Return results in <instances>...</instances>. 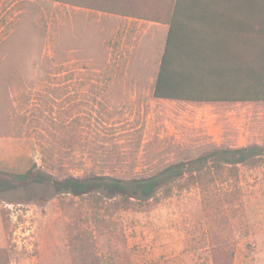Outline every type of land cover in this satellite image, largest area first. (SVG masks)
<instances>
[{"label": "rangeland", "instance_id": "rangeland-1", "mask_svg": "<svg viewBox=\"0 0 264 264\" xmlns=\"http://www.w3.org/2000/svg\"><path fill=\"white\" fill-rule=\"evenodd\" d=\"M150 1L102 5L163 19L166 10ZM123 15L0 0V170L129 179L178 161L199 167V157L218 149L264 148V102L155 98L162 30ZM263 160L237 164L236 176L213 184L174 186L169 196L113 208L98 229L85 223L87 201L51 183L2 192L0 264H73L77 228L99 264H264Z\"/></svg>", "mask_w": 264, "mask_h": 264}, {"label": "trees", "instance_id": "trees-1", "mask_svg": "<svg viewBox=\"0 0 264 264\" xmlns=\"http://www.w3.org/2000/svg\"><path fill=\"white\" fill-rule=\"evenodd\" d=\"M55 1L141 17L130 11L127 4L123 11L104 7L103 0ZM173 20H169L170 27L153 87L155 98L202 103L264 101V47L261 55L250 58L249 61L218 55L213 52V35L200 32L198 34H201L199 39L203 40L202 50L195 54L193 46L181 41L180 28ZM184 39L188 40L185 36ZM209 157L212 158L208 160ZM261 157H264V148L258 145L218 149L199 157L196 160L199 167H188L186 162L178 161L152 176L129 179L109 175L55 179L35 169V166L19 173L0 170V193L31 183H51L56 193L70 194L87 201L89 210L85 214V223L98 229L104 223L105 214L113 208L128 209L133 204L148 202L157 194L169 196L174 186L213 184L223 173L236 176L237 164L253 166L260 162ZM72 215L75 217L73 225L76 228L82 222L81 213L74 211ZM76 230L69 240L73 264H99L93 251L94 244H86L89 242L87 234L80 232L81 229ZM85 257V263L77 261Z\"/></svg>", "mask_w": 264, "mask_h": 264}, {"label": "crops", "instance_id": "crops-1", "mask_svg": "<svg viewBox=\"0 0 264 264\" xmlns=\"http://www.w3.org/2000/svg\"><path fill=\"white\" fill-rule=\"evenodd\" d=\"M150 3L153 7L166 10L163 17L165 20L144 19L128 15H123V17L147 20L154 27L162 30V47L157 57L156 75L171 18L180 28L181 41L193 46L196 50L195 54L201 53V51H197L202 50L203 40L199 39L201 34H198L200 32L204 34L208 32L213 35L214 40L211 42L213 52L218 55L243 58L245 61H249L250 58L262 54L264 47V0H152ZM184 36L188 40H185ZM234 65H236L235 61Z\"/></svg>", "mask_w": 264, "mask_h": 264}]
</instances>
